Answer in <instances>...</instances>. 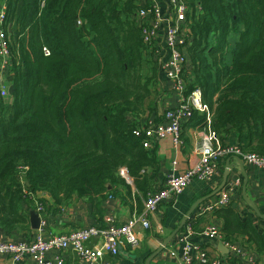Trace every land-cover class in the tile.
I'll return each mask as SVG.
<instances>
[{"label":"trees","instance_id":"obj_1","mask_svg":"<svg viewBox=\"0 0 264 264\" xmlns=\"http://www.w3.org/2000/svg\"><path fill=\"white\" fill-rule=\"evenodd\" d=\"M3 1L13 91L12 103L0 104V224L11 231L28 221L24 168L28 189L59 204L114 196L119 187L130 195L121 168L146 194L141 172L157 161L128 117L154 93L160 67L132 19L136 0H44L40 12L39 0ZM184 2L193 12L186 93L200 88L210 111L216 102L212 126L222 141L230 126L242 149L264 155V0ZM231 34L238 37L230 48ZM201 114L189 122L199 125ZM214 213L226 240L244 235L264 256V230L248 215L232 207Z\"/></svg>","mask_w":264,"mask_h":264},{"label":"built area","instance_id":"obj_2","mask_svg":"<svg viewBox=\"0 0 264 264\" xmlns=\"http://www.w3.org/2000/svg\"><path fill=\"white\" fill-rule=\"evenodd\" d=\"M44 6V0H39V12ZM199 12L196 6L195 13ZM192 10L184 0H136L132 19L141 29L144 52L158 62L160 72L172 82V88L178 93L179 99L175 106L163 113L159 124H149L141 127L143 145L150 148L155 139L170 137L174 147L183 144V126L189 122L195 112L205 113L197 131L195 159L183 172L169 173L161 187L147 192L142 198V208L134 209L126 222L117 224L113 216L104 219V226L87 225L60 235H44L47 226L46 206L42 198L30 191L25 181L24 168L18 175L23 198L34 210L39 219L38 229L29 240L0 241V255H9L15 262L29 258V264H53L47 259L49 253H54L57 264L63 263L62 253L72 250L78 259L92 264H124L120 259V250L125 245L129 250L136 251L140 241L135 232L136 226L150 228L153 212L165 201L174 200L194 180L209 182L218 177L224 159L230 156L238 157L242 162L258 170H264V155L248 152L238 144H223L221 137L212 126L213 114L204 104L200 88L186 93L187 81L184 72L188 69V52L192 33L190 23ZM6 3L0 0V104L7 102L10 96V61L11 36L7 32L10 25L6 22ZM77 25L81 20H77ZM45 56L50 55L47 46L42 47ZM175 164V162H173ZM127 184L132 186L133 178L126 169L118 172ZM240 181H229L220 191L217 198H209L200 207V214L214 213L219 209L231 207L230 194ZM134 193V192H133ZM201 217V216H198ZM191 233L190 227L179 235L176 242L169 245L167 257L175 264H256L254 247L242 246L234 241L226 240L220 226L208 224L203 230V236L215 243H222L227 249L223 259L218 254L198 243L187 240ZM91 242V245L89 243Z\"/></svg>","mask_w":264,"mask_h":264},{"label":"crops","instance_id":"obj_3","mask_svg":"<svg viewBox=\"0 0 264 264\" xmlns=\"http://www.w3.org/2000/svg\"><path fill=\"white\" fill-rule=\"evenodd\" d=\"M237 37L238 36L235 34H231L228 37L230 48L236 43ZM226 61L231 64L230 53L227 54ZM216 96L217 95L213 97V100H215ZM178 99L179 95L173 90L172 82L159 72L154 93L144 100L142 111L136 116H129L128 118L140 127H145L149 124H159L161 123L165 110L175 106ZM7 103H12V96H9ZM215 106L216 102H213L212 111ZM202 114H204L205 117V113ZM200 127L199 125H192L190 122L185 123L183 126V144L178 148L174 147L170 137L152 141L148 150L155 156L157 166L155 169L145 168L141 172V177H146L149 183L145 193L161 187L169 173H181L189 167L195 159L193 150L198 140L197 131ZM227 129V132L221 134L223 136V144L236 145L238 143L236 131L231 129L230 126H228ZM254 143H257L256 139ZM173 162H175V164H173ZM227 163L229 164L227 182L240 181L239 185L236 186L234 191L230 194L231 207L240 215H248L256 227L264 230V219L260 216V214H264V170H258L244 162L243 166H241L248 177L245 190L246 198L259 209L260 214H256L251 207L246 204L243 198L244 175L239 164L234 159V156H230L224 159L220 169L221 173L218 177L209 182L194 180L183 193L175 197V201L167 200L161 204L150 217L152 226L150 231L143 230L141 226L137 227L136 233L141 245L136 251L129 250L127 245L122 247L120 250L121 261L124 264H144L145 260L160 248L162 242L181 224L184 216L191 210L194 204L201 198H205V196L218 189L222 183ZM139 182L141 184L142 181L139 180ZM130 187V195L124 192L122 187H119L114 196L109 194L103 199L93 198L91 201L85 198H72L69 202L64 204L55 202L49 193L37 192L36 194L43 199L46 206L47 226L43 231L44 235L65 234L75 228L85 227L87 225L104 226V219L110 215L113 216L117 224L126 222L135 208L139 210L137 199L140 200L142 205V198L145 195L142 191H139L133 183ZM220 191L212 197L209 196L208 199L217 198ZM204 202L205 201H203V203ZM200 204L192 211L189 217H192L193 214L200 209L202 205ZM21 209L22 213L25 214L28 219L27 223L11 231H7L6 228L0 224V241L29 240L35 234L37 229H33L30 222V216L35 214L34 210L26 201L22 202ZM199 218L200 217H197L196 219L198 220ZM204 220L200 219L197 223L200 229L207 224L205 218ZM212 223L217 226H222V219L216 217ZM197 224L196 227H198ZM183 232L184 228H181L178 231V236ZM237 240L241 241L242 246L249 245V248L251 247L244 235H237L235 241ZM197 243L224 259L223 255L226 253H222L218 249L219 243L211 242L205 238L199 239ZM89 245H91V242ZM53 256L54 253L51 252L47 255V259L52 260L54 262L53 264H57ZM254 256L257 260L256 264H264V256L259 254L256 249L254 250ZM62 257V264H92L78 259L76 253L72 250H65L62 253ZM30 262L31 260L29 258L20 262H15L9 255H0V264H29ZM150 264H174V262L169 257H164L161 253L160 256L154 257Z\"/></svg>","mask_w":264,"mask_h":264},{"label":"water","instance_id":"obj_4","mask_svg":"<svg viewBox=\"0 0 264 264\" xmlns=\"http://www.w3.org/2000/svg\"><path fill=\"white\" fill-rule=\"evenodd\" d=\"M12 91H13V86H11V87L9 88V93L12 94ZM234 159H235V160L237 161V163L239 164V166H240V168H241V170H242V172H243V175H244V183H243V198H244L246 204L249 205V206L251 207V209H252L256 214H260L259 209L257 208V206L253 205V204L249 201V199L246 198L245 190H246V185H247V183H248V177H247V174H245L243 167H241V166H243V162H242L241 159L238 158V157H234ZM228 174H229V164L227 163V164H226V167H225V171H224V175H223L222 183L220 184V186L218 187V189L215 190V191H213V192H211V193L208 194L207 196H205V198H201L198 202H196V204H194V206L191 208V210L188 211L187 214H186V216L183 218L181 224H180V225H179V226L173 231V233H172L169 237H167V238L162 242V245L160 246V248H158L154 253H152V254H151V255L145 260V263H144V264H150L151 260L161 252L163 246H165V245L171 240V238H173V237L176 235V233H178V231L183 227V225L185 224L187 218L190 216V214L192 213V211H193V210H194V209H195L200 203H202L203 201L207 200L209 196L212 197V196L216 195V193H218V192L223 188V186H224V185L226 184V182H227ZM260 216L264 219V214H260ZM30 222H31V227H32L33 229H38V226H39V219H38V217H37L36 214L30 216ZM218 249H219L222 253H227V249L223 246L222 243H219V244H218Z\"/></svg>","mask_w":264,"mask_h":264},{"label":"rangeland","instance_id":"obj_5","mask_svg":"<svg viewBox=\"0 0 264 264\" xmlns=\"http://www.w3.org/2000/svg\"><path fill=\"white\" fill-rule=\"evenodd\" d=\"M176 200V198H174V201ZM186 216V215H185ZM184 216V217H185ZM198 216H201L200 218L201 219H203L204 220V218L206 219V222H207V224L202 228V229H200L199 228V226H198V222L199 221H197V217ZM217 216L215 215V213H210V214H200V210H198L195 214H193V216L192 217H188L187 218V220H186V222H185V224L183 225V227H182V229L184 228L185 229V232L187 231V227H190V231H191V233L188 235V237H187V240L189 241V242H191V243H197V241L199 240V239H201V238H204V236H203V230L206 228V226L208 225V224H211L212 223V221L216 218ZM195 222H196V224H197V226L198 227H196V224H195ZM202 222V221H201ZM200 222V223H201ZM204 222H205V220H204ZM137 227H139V226H136V228ZM136 228H135V232H136ZM151 228H152V226L150 225V228H146V229H144V228H142L143 230H151ZM178 238H180L179 236H178V233H176V235L173 237V238H171V240L165 245V246H163V248H162V250H161V252L157 255V256H160L161 255V253H162V255L164 256V257H167V250H168V247H169V245H171L173 242H176L177 240H178ZM208 240V239H207ZM210 241V240H209ZM212 242V241H211ZM236 243H238V244H242L241 243V241H239V240H237V241H235ZM162 245V244H161ZM156 257V256H155ZM174 264H175V262H174Z\"/></svg>","mask_w":264,"mask_h":264},{"label":"flooded vegetation","instance_id":"obj_6","mask_svg":"<svg viewBox=\"0 0 264 264\" xmlns=\"http://www.w3.org/2000/svg\"><path fill=\"white\" fill-rule=\"evenodd\" d=\"M227 254V253H226ZM226 254L225 255H223V257L225 258V256H226Z\"/></svg>","mask_w":264,"mask_h":264}]
</instances>
